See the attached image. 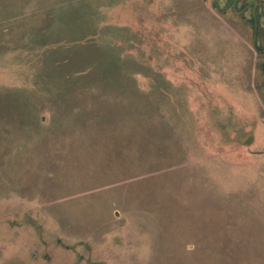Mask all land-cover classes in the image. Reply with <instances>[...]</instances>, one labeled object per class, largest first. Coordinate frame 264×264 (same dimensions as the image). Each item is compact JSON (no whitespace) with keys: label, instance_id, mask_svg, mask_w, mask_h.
<instances>
[{"label":"rangeland","instance_id":"1","mask_svg":"<svg viewBox=\"0 0 264 264\" xmlns=\"http://www.w3.org/2000/svg\"><path fill=\"white\" fill-rule=\"evenodd\" d=\"M262 33L264 0H0V264H264Z\"/></svg>","mask_w":264,"mask_h":264},{"label":"trees","instance_id":"2","mask_svg":"<svg viewBox=\"0 0 264 264\" xmlns=\"http://www.w3.org/2000/svg\"><path fill=\"white\" fill-rule=\"evenodd\" d=\"M263 35H264V33L261 34L262 37H263ZM256 36H259V33H257ZM258 42H259V41H256V42H255V49H256V51H257L259 54H261V55L264 56V41H263L262 43H258ZM261 70H262V73H263V75H264V62H263L262 65H261Z\"/></svg>","mask_w":264,"mask_h":264}]
</instances>
